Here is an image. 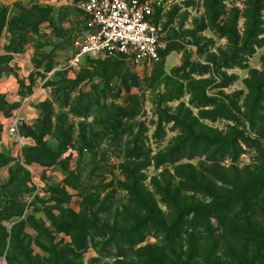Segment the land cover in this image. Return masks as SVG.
Returning <instances> with one entry per match:
<instances>
[{
	"label": "rangeland",
	"instance_id": "374dc122",
	"mask_svg": "<svg viewBox=\"0 0 264 264\" xmlns=\"http://www.w3.org/2000/svg\"><path fill=\"white\" fill-rule=\"evenodd\" d=\"M79 2L0 0V66L39 94L0 149V264H264V0H161V60L74 70Z\"/></svg>",
	"mask_w": 264,
	"mask_h": 264
},
{
	"label": "built area",
	"instance_id": "2783aa9c",
	"mask_svg": "<svg viewBox=\"0 0 264 264\" xmlns=\"http://www.w3.org/2000/svg\"><path fill=\"white\" fill-rule=\"evenodd\" d=\"M161 0H80L89 17V28L73 40L69 67L79 68L87 59L123 57L137 66L161 59L164 43L153 17Z\"/></svg>",
	"mask_w": 264,
	"mask_h": 264
},
{
	"label": "crops",
	"instance_id": "0c3cea01",
	"mask_svg": "<svg viewBox=\"0 0 264 264\" xmlns=\"http://www.w3.org/2000/svg\"><path fill=\"white\" fill-rule=\"evenodd\" d=\"M4 41H0L2 44ZM28 65H31L30 53L28 50ZM17 56V55H15ZM21 56V54H19ZM7 69L3 68L0 72V97L5 100L8 105H11L12 108L9 113H4L0 110V149L4 148L8 142L11 141L7 137L13 135L15 140L20 139L21 144H25L28 141V138L20 136L18 130V125L23 122L32 121L36 114L37 109L34 108L31 103L35 100L37 95H39L37 90L34 89L31 95H25L18 89L17 78L14 77L10 71H5ZM12 163L9 161L7 163L0 165V177L6 182L10 178V168ZM4 183V184H5Z\"/></svg>",
	"mask_w": 264,
	"mask_h": 264
},
{
	"label": "trees",
	"instance_id": "16d2710c",
	"mask_svg": "<svg viewBox=\"0 0 264 264\" xmlns=\"http://www.w3.org/2000/svg\"><path fill=\"white\" fill-rule=\"evenodd\" d=\"M165 51H166V48L161 51V59L163 58V56L165 54ZM113 57L114 56L107 57V58H113ZM116 57H118V56H116ZM120 58H123V57H120ZM99 59H101V58H99ZM88 60H93V59H87V61ZM23 133L26 134L27 136H32L34 138V140L37 143V147H32L30 149V151H35L37 154H39V152H40L39 156H41L43 154V152L45 151V147H44V145L42 143V140H40V137L38 135H36L35 133H30V131L29 132L28 131H25ZM252 187H254V186H251V185L241 186V187H239L237 189V192L236 193L230 194L229 196H230V198L233 197V196H236V197H238V199H236V200H240V198H244L245 197V194L248 193L252 189ZM140 197L142 198V196H140ZM232 200H234V199H230L228 201L227 200H224L223 201V204L224 203H227V202H231ZM221 207H222V203H218V207L216 208V211L217 210L218 211L219 210L221 211ZM222 210L224 211L225 210V207H223ZM199 211H200V216H203L205 218L208 217L204 213H202V210L201 209L197 210L196 212L199 213ZM214 214H217V213L215 212ZM216 217L218 218V220L220 222L222 221V219L219 216H216ZM194 226L195 227H199V225H197L195 223H194ZM206 227H207L206 229H208L209 231L212 230V224L210 223V221H207ZM139 228L140 227L131 228V230H128V231L123 232V235H121V236H123V238H126V240L129 243H132L133 242L134 236H136V238L138 237V238H140L142 240V233L139 232V233L136 234V232H137V230H139ZM182 230H183V227H181V225L180 226L175 225L173 228H170L169 230H167L166 231V234H168V236H173L174 237V236H177L178 234H181ZM134 234H136V235H134ZM1 238L3 239L2 236H0V239ZM52 254L54 256V260H53V263L52 264H59L60 263V255L61 254L65 255L66 253H61L60 254V253H54V251H52ZM29 264H32V263L29 262Z\"/></svg>",
	"mask_w": 264,
	"mask_h": 264
},
{
	"label": "water",
	"instance_id": "95a60500",
	"mask_svg": "<svg viewBox=\"0 0 264 264\" xmlns=\"http://www.w3.org/2000/svg\"><path fill=\"white\" fill-rule=\"evenodd\" d=\"M1 68H5L4 66H0Z\"/></svg>",
	"mask_w": 264,
	"mask_h": 264
}]
</instances>
